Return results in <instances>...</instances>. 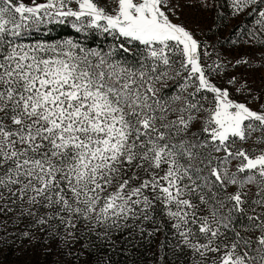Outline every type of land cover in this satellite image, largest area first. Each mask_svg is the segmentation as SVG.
Returning <instances> with one entry per match:
<instances>
[{
  "label": "snow or ice",
  "instance_id": "snow-or-ice-1",
  "mask_svg": "<svg viewBox=\"0 0 264 264\" xmlns=\"http://www.w3.org/2000/svg\"><path fill=\"white\" fill-rule=\"evenodd\" d=\"M225 3L253 17L239 42L264 48V0ZM185 6L0 0V251L19 242L22 256L90 264L86 237L114 247L116 233L155 238L168 225L158 247L187 264H264V89L245 80L233 98L219 81L237 85L227 69L251 59L211 60ZM57 27L69 36L52 37Z\"/></svg>",
  "mask_w": 264,
  "mask_h": 264
},
{
  "label": "trees",
  "instance_id": "trees-1",
  "mask_svg": "<svg viewBox=\"0 0 264 264\" xmlns=\"http://www.w3.org/2000/svg\"><path fill=\"white\" fill-rule=\"evenodd\" d=\"M194 1L200 7L198 0ZM219 5L213 11L204 10L205 15L206 13L207 15L204 22L202 21L200 29H204L205 31L198 33V38L206 40L209 45L215 44L214 50L209 49L210 51H214L211 60H231L234 62L241 56H246L251 59V67L240 66L235 69H227L228 76H237L239 78L237 85L234 87L227 85L226 79L219 81L221 85L229 87L232 93L237 96L238 94L235 93L236 87H239L245 80L247 83H252V79L254 78L251 74L252 70L264 69V62H262L260 57V53L264 52V48H260L259 46L253 47L239 42L241 41V34L237 29L254 27L253 17L241 16L234 19L230 14L231 10L225 3V0H219ZM209 28H211V31H207ZM70 32V29L57 27L50 35L54 38H67ZM110 42V39L106 40L101 37L96 39L90 37L87 41L90 47L105 48ZM148 227L151 228L152 225H148ZM161 227L163 228V232L157 234L155 238L147 237V235L142 238L135 236V234L133 237H129L127 232L116 233L112 237L114 247L108 244H100L99 241L95 240V237H86L82 243L88 244L91 240L95 245L88 249L91 255L87 259L90 261V264H97L98 261L103 260L105 257L109 258L108 264H187L186 257L183 253L177 252L167 246L163 249L158 247L162 239H166L167 241L173 240L170 227L168 225H162ZM8 244H12V241L9 240ZM76 247L80 248V244H77ZM24 256L25 259L28 258L31 262L40 261L42 263L49 261V264H52L51 260L58 261L60 258L63 259L55 251L50 256L45 257L36 248H28L22 256L19 251V242H16L14 247L4 245L3 250L0 251V261H21V258ZM84 259L85 257H82L81 264H83Z\"/></svg>",
  "mask_w": 264,
  "mask_h": 264
},
{
  "label": "rangeland",
  "instance_id": "rangeland-1",
  "mask_svg": "<svg viewBox=\"0 0 264 264\" xmlns=\"http://www.w3.org/2000/svg\"><path fill=\"white\" fill-rule=\"evenodd\" d=\"M191 5L192 6H185L183 8V11L181 13V17L180 19L183 20V22L186 24L187 27L189 28H200L202 25V21L204 22L205 17L207 15H205V11L202 10L199 6L196 5L194 0H190ZM181 4H184V0H181ZM178 23L180 22L179 20L177 21ZM251 74L253 75V79H252V83H248V85L254 90V92L257 95H261V89H264V69L261 70H257V69H253ZM224 86V85H222ZM233 98L236 100H240L243 101L245 99L244 95H240L238 94L237 96H235L233 94ZM252 107H256V104L253 103L251 105ZM29 262H31L30 259L26 258L25 256L23 258H21V261H0V264H29ZM52 264H65L64 260L62 258H60L58 261H52ZM32 264H49L48 262H32Z\"/></svg>",
  "mask_w": 264,
  "mask_h": 264
}]
</instances>
